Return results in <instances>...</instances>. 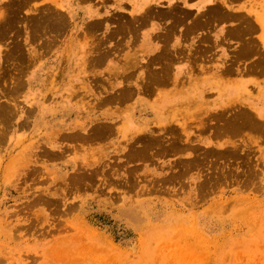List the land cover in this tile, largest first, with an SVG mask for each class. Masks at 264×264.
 Instances as JSON below:
<instances>
[{
	"label": "rangeland",
	"instance_id": "obj_1",
	"mask_svg": "<svg viewBox=\"0 0 264 264\" xmlns=\"http://www.w3.org/2000/svg\"><path fill=\"white\" fill-rule=\"evenodd\" d=\"M154 1H157L154 9L158 11H169L175 7L177 10L168 14V18L150 14L146 21L158 19L170 26L173 21H178L177 26L182 25L180 38L184 34L186 37L192 35L191 47L171 50L173 55L169 60L174 68H169L170 79L161 85L155 83L152 95L137 90L147 83L151 72H158L160 66L157 59H151L162 51L163 46L150 57L145 55L149 62H145V67L129 62L121 81L110 83V90L104 96L91 98V103L109 105L111 110H117L122 105L131 107L130 113L125 115L110 112L109 118H103L102 124L114 125L116 129H111L106 137L102 136L104 139L91 133L93 128L102 125L101 122L95 123L93 128L81 127L77 134L82 140L69 138L75 133H63L64 144H53L51 149L43 150L52 159L54 149H61L60 156L46 160L39 169L34 168L41 161L36 156L38 154L33 152L28 156L25 148L8 166L2 167L0 162V171L4 168V174H8L0 183V264H264V119L257 117L258 109L247 102L249 98L258 97L257 88L264 82V49L260 48L264 46L261 43L264 38H259L256 33L255 36L250 34L248 38L254 39L255 46L250 42L252 39H243L249 31L248 21H254V18L258 21L257 15L264 10V4L259 12L249 11L251 18L245 20L246 15L232 14L228 0H222L220 7H224L231 18L223 16L211 25L194 26V29L195 20L203 18L207 8L219 5L211 4L194 15L175 2L167 8L159 0ZM14 13L20 19L8 35L11 40L21 35L18 25H34L29 22L32 16L21 17L17 10ZM14 13L5 14L9 18ZM180 16L183 18L181 24ZM130 17L120 20L123 36L131 30L136 32L147 23L133 25L130 22L133 18ZM231 21H237L240 28L234 30L238 32L234 33L235 36L243 39L245 46L253 48L247 49L243 45L237 54L235 51L231 54V51L219 49L222 46L219 40L214 42L210 36L197 37V29H206L216 22L229 26ZM68 24L66 22L64 27ZM241 27L247 28V31L240 32ZM170 29L167 40L171 42L170 38L175 36L173 28ZM222 36L224 40H229L228 32ZM4 37L2 40L7 38ZM158 39L163 40L162 36ZM245 41L250 44H245ZM20 49L18 52L21 53ZM182 58L194 60L209 72L219 73L218 85L228 86L227 81L231 79L228 73L238 70V79H249L251 90L236 85L239 97L231 100L225 99L223 89H219L218 93L206 91L204 96H200L197 88L199 76L191 74L189 81H183L182 72L176 67L178 59L181 61ZM189 70L193 73L195 68ZM106 98L117 99L105 102ZM0 104L5 105V101L0 99ZM245 109L246 112L250 110L246 114L248 116L256 113L257 121L253 116L251 121L255 122L242 120L244 115L241 112ZM231 112L234 118H229ZM223 113H228L226 119ZM235 113L238 116L242 114L240 119L237 120L239 117ZM4 114L6 118L11 115L8 119L0 117V124L6 129L16 118L17 110L10 108L8 112L5 109ZM258 121L261 124H257ZM233 123L236 126L241 123L240 128L244 124L239 130V126ZM250 125L256 126L257 130ZM168 126H177L178 129H174L175 133L180 132L179 135H171ZM229 128L232 130L229 131ZM259 128L263 130L260 132ZM3 131H0V138H4ZM165 131L170 132H167L168 136ZM64 134H68V138ZM151 134L159 140L155 149L144 154L137 149L133 153V147L143 144L135 139L144 136L146 140V136ZM63 135L69 141L64 140ZM87 135L83 140V136ZM164 138L171 140L167 144L161 143L166 141ZM173 141L178 143L177 149L175 147L170 151L172 149L167 147V152L164 146ZM48 151L53 154H48ZM137 153L139 156L134 155ZM79 168L80 171L77 170ZM70 174L74 180L76 174H81L84 180L77 184L80 176L75 182Z\"/></svg>",
	"mask_w": 264,
	"mask_h": 264
},
{
	"label": "crops",
	"instance_id": "obj_2",
	"mask_svg": "<svg viewBox=\"0 0 264 264\" xmlns=\"http://www.w3.org/2000/svg\"><path fill=\"white\" fill-rule=\"evenodd\" d=\"M9 1L0 0V17L5 12L11 14L17 10L21 17H42L52 14V17L60 15L58 18H62L64 15L67 16L69 23L65 26L66 28H62L59 24L60 28L51 26L52 29L50 27L33 29L20 24L18 26L21 35L17 39L11 40L7 37L2 40L0 38V99L9 104L13 110L14 108L17 110V116L11 120L8 128L5 129L3 124H0V131L5 130L4 138H0V162L3 163L2 167L8 166L22 148H25L28 150V156L33 152L38 154L41 161L34 168L39 169L46 160H53L60 156L61 149L56 148L54 151L58 155L48 159L45 157L43 148L51 149L53 144L58 146L64 144L65 142L61 139L63 133L77 134L83 126L89 129L95 123H102L105 116L109 118L110 112L123 115L130 113L131 107L126 105L118 106L117 110L115 108L111 110L109 105L97 106L96 102L91 103V98L104 96V93L110 90V83L116 84L117 81H121L129 62L144 65L147 61L145 55L150 57L159 52L164 44L159 41L158 36L173 25L151 18L136 32L131 30L127 36L121 35L120 20L144 13V10L139 9L141 6L156 7L157 1L154 0H15V4L22 2L21 7L16 5L15 8L7 9L10 8L7 6ZM221 1L159 0L167 8L175 2L194 15L211 4L220 5ZM227 4L232 7L229 11L240 16L246 15L248 19L251 18L248 15L249 11L259 12L264 0H228ZM133 8L138 11H134ZM53 10L56 11L53 12ZM222 25V22H216L206 29H197V37L210 36L214 42L219 40L222 45L219 49L231 51V54L234 51L237 54L244 45L243 39H252L248 38L251 33H258L264 38V30L256 26L255 31H248L243 39H240L234 34L238 33L234 32L235 29L240 30L237 21H231L229 26ZM181 28L182 25H174L175 37L170 38L169 48L186 50L191 47L192 35L185 37L184 34L180 38ZM241 29L240 32L247 31V28L241 27ZM225 32L230 35L229 40L223 39L222 35ZM20 45L23 55L16 50L20 48ZM260 48L264 49L262 46ZM108 51L109 54L106 55ZM104 52L105 58L101 59L100 57H104ZM234 57L237 58V56ZM176 67L181 70L183 81H189L191 74L199 76L197 88L200 96H204L207 92L218 93L219 89H223L225 99H237L239 91L235 88L236 85L246 90L252 87L249 79H238V70L228 73L231 79L226 80L229 84L224 86L217 84L219 73H212L207 68H201V65L194 60L182 58L179 61L178 59ZM189 68H195V71L191 73ZM242 74L247 75L245 72ZM257 89H259L258 97L249 98L247 102L255 109L264 110V82H261ZM226 90H229V94ZM5 176L8 177V174H4V168H1L0 183Z\"/></svg>",
	"mask_w": 264,
	"mask_h": 264
},
{
	"label": "bare ground",
	"instance_id": "obj_3",
	"mask_svg": "<svg viewBox=\"0 0 264 264\" xmlns=\"http://www.w3.org/2000/svg\"><path fill=\"white\" fill-rule=\"evenodd\" d=\"M12 1V2H11ZM10 1V3H9V5H11L12 3V6H16V4H20V6H21V1H20V3H16L15 4V0H11ZM142 1V0H141ZM146 1V0H145ZM146 4V3H145ZM8 5V6H9ZM23 5V4H22ZM12 6H10L11 8H12ZM19 6V7H20ZM220 6H222V5H219V6H211V8H207L206 10H205V13H204V17L203 18H196L197 20H195L196 21V23H195V25L193 24L192 26L194 27V26H198L199 28H201L203 25L204 26H207L206 24H209L210 23V25H211V22H214V20L215 19H217V18H220V17H223V16H226L225 17V19H230L231 17L230 16H228L227 15V11H225V8L224 7H220ZM93 7H95V6H93ZM148 7V6H147ZM152 7V8H151ZM151 7H148V10L146 11V7L145 6H141V7H139V9H142V10H144V13H142V15L141 16H133V17H130V18H133L132 20H130V22L133 24V25H136L137 23H144V22H147L146 21V19H148L149 17L148 16H151V15H157V18H159L158 16H160V17H166V18H168V14H170L171 12H175L176 10H177V7H175V8H173V9H169V11H158L156 8L154 9V6H151ZM224 8V9H223ZM250 8V7H249ZM10 9V8H9ZM134 9V8H133ZM159 9V8H158ZM231 9V8H230ZM258 9V8H257ZM135 10V9H134ZM156 10V11H155ZM175 10V11H174ZM226 10H229V8L228 9H226ZM56 11V10H55ZM54 10H53V12H55ZM96 11V10H95ZM5 12V11H4ZM57 12H59L58 10H57ZM6 13V12H5ZM4 13V14H5ZM50 13H52V12H50ZM232 13V12H231ZM58 14V13H57ZM151 14V15H150ZM233 14V13H232ZM54 16H55V14H53ZM1 16H2V14H1ZM57 16V15H56ZM52 17V14L50 15V14H48V16H42L43 18H39L38 16L37 17H35V16H32L31 18H29L30 20H29V22L31 21L34 25H32L31 23V27L30 28H35V29H38V28H43V27H50L51 28V26H58L59 28L62 26V28L64 27V25H65V23L67 22V16H62V18H58V17ZM35 17V18H34ZM257 19H258V21L254 18V21H252V20H250V21H248V25H249V31L250 32H252V30L253 31H255V28L256 27H258V28H262L263 30H264V10H262V11H260L259 13H258V15H257ZM235 18V17H234ZM237 18V17H236ZM19 19H20V17H18L17 16V14L16 13H14V14H12L11 15V17H7L6 16V14H5V16H2V18L0 19V38L1 39H3V36H5V37H7L8 35H9V33L11 32V29L13 30V26L19 21ZM28 19V18H27ZM135 20V21H134ZM220 20H222V19H220ZM245 20H247L246 18H245ZM96 21V20H95ZM98 21H100V20H97V22ZM182 21H183V18H181V16H180V18H179V24H181L182 23ZM28 22V23H29ZM101 22V21H100ZM103 22V21H102ZM174 22V23H173ZM172 23V25H173V27H174V25L175 26H177V24H178V21H173ZM175 22H176V24H175ZM258 24V26H256V23ZM89 23V22H88ZM92 23V22H91ZM91 23L90 24H88L89 26L91 25ZM124 23V22H123ZM59 24H61V26L59 25ZM210 25H208V26H210ZM191 26V27H192ZM256 26V27H255ZM94 27V26H93ZM172 27V28H173ZM28 28V27H27ZM53 28V27H52ZM51 28V29H52ZM61 28V29H62ZM66 28V27H65ZM87 28V27H86ZM95 28V27H94ZM171 28V27H170ZM197 28V27H196ZM207 28V27H206ZM257 28V29H258ZM45 29V28H44ZM61 29H59L61 32H62V30ZM169 28H167V31L165 32V34L163 35H161L162 36V39L163 40H161L160 42H162V41H164V42H162V43H164V46L162 47V51L157 55L156 54V57L153 59H151V61H153V60H155V59H157V61H158V64H159V69H157L158 70V72H156L155 74L154 73H150V75H149V78H148V81H147V83L146 84H143L142 85V87L140 88V90H137V91H139V92H143L144 94H147V95H152L153 94V86H154V84L156 83V84H162V83H167L168 81H169V79H170V69L169 68H171V67H173L174 68V65L170 62V57L173 55V54H170L171 53V50H172V52L174 51L173 49H171V48H169V43H170V41H168L167 39H169V30H168ZM194 29H195V27H194ZM65 30V29H64ZM165 30V29H164ZM171 30V29H170ZM259 30V29H258ZM257 30V31H258ZM262 30V31H263ZM43 31V30H42ZM41 31V32H42ZM45 31V30H44ZM48 31V30H47ZM49 31H51V30H49ZM174 31V30H173ZM28 32V31H27ZM40 32V31H39ZM55 32V31H54ZM118 34H119V32L118 31H116ZM115 32V33H116ZM178 32V31H177ZM249 32V33H250ZM36 33H38V32H36ZM47 33H49V32H47ZM51 33V32H50ZM176 33V32H175ZM260 33H261V31H260ZM40 34V33H39ZM42 34H45L46 35V33H42ZM53 35H54V33H52ZM252 34V33H251ZM37 35V34H36ZM51 35V34H50ZM49 35V36H50ZM115 35V34H114ZM250 35V34H249ZM254 35H255V32H254ZM259 35V36H258ZM44 36V35H43ZM48 36V37H49ZM161 36H159V37H161ZM257 36L260 38V34H258L257 33ZM4 37V38H5ZM9 37V36H8ZM46 37V36H45ZM59 37H60V35H59ZM182 37V36H181ZM186 37V36H185ZM254 37V36H253ZM50 38V37H49ZM53 39V38H52ZM56 39V38H55ZM161 39V38H160ZM256 39V38H255ZM260 40V39H259ZM258 40V41H259ZM48 41V40H47ZM247 41V40H246ZM245 41V42H246ZM262 42V44L264 45V39H262L261 40ZM252 44H253V42L252 41H250ZM250 42H246L245 44H250ZM51 43H53V42H51ZM260 43V44H261ZM175 45V44H174ZM254 45V44H253ZM19 45H17V47H18ZM243 46V45H242ZM245 46V45H244ZM255 46V45H254ZM21 47V46H20ZM100 47V46H99ZM262 47H264V46H262ZM95 48V47H94ZM245 48H253V46H249V45H246L245 46ZM17 50V52H18V50H19V48H17L16 49ZM22 49H20V51H21ZM105 50V49H104ZM103 50V51H104ZM244 50V49H243ZM250 50V49H249ZM102 51V52H103ZM107 52V51H106ZM250 53V52H249ZM19 54H22V51H21V53L19 52ZM109 54V51H108V53L106 54V55H108ZM23 55V54H22ZM15 56V55H14ZM97 56V55H96ZM99 56V55H98ZM103 56L104 57H100L101 59L102 58H105V52H104V54H103ZM22 57V56H21ZM106 57H108V56H106ZM95 58H97V57H95ZM92 59V58H91ZM98 59H99V57H98ZM149 59V60H150ZM168 59V60H167ZM96 60V59H95ZM81 61V60H80ZM98 61V60H97ZM100 61V60H99ZM74 62V61H73ZM148 62V61H147ZM149 63V62H148ZM101 64H99V66H100ZM104 65V64H103ZM102 66V65H101ZM135 66V65H134ZM144 67H145V65H144ZM135 68V67H134ZM143 68V67H142ZM222 71V70H221ZM174 82V81H173ZM124 90V89H123ZM130 89H125L124 91H129ZM188 91V90H187ZM199 93V92H198ZM134 94V93H133ZM132 94V95H133ZM186 94V93H185ZM113 95H115L116 97L118 96L117 94H113ZM141 95V94H140ZM143 95V94H142ZM196 95V94H195ZM199 95V94H198ZM115 96H113V97H115ZM129 96V95H128ZM146 96V95H145ZM189 96V95H188ZM194 97V96H193ZM189 98V97H188ZM187 98V99H188ZM100 99V98H99ZM117 98H113V99H109V98H106L105 99V102H112L113 100H116ZM190 99V98H189ZM193 99V98H192ZM103 101V100H102ZM192 101V100H191ZM105 102H103V103H105ZM164 102V101H163ZM193 103V102H192ZM7 103H5V105H2V104H0V117L2 116V117H5L6 118V116L7 115H5V116H3V113H4V110L6 109L8 112H9V106L8 105H6ZM238 104V103H237ZM247 108V107H246ZM257 110V109H256ZM234 111V110H233ZM238 111V110H237ZM250 111V110H249ZM248 110H247V112H246V109H245V112L243 111V112H241V110L239 111V112H241L244 116L242 117L241 115L242 114H240L239 116H241V119L242 120H244L245 122H248L249 120V122H255V120H253V121H251L252 119H253V117L255 118V114L256 113H254L253 112V114L254 115H250V116H248V115H246V114H249L248 112H249ZM224 112V111H223ZM226 112V111H225ZM222 113V112H221ZM234 113V112H233ZM7 114V113H6ZM9 114V113H8ZM228 114V113H227ZM226 113H225V115H227ZM238 114V113H237ZM236 113H235V115L237 116V117H239L238 115H237ZM224 115V113H223V116H225ZM234 115V114H233ZM10 116V118H11V115H9ZM9 116L6 118V119H8L9 118ZM222 116V115H221ZM230 116H232V112H231V115H229V118H230ZM256 116L258 117H260V118H263L264 119V110L263 109H259V110H257V114H256ZM210 117V116H209ZM233 118H234V116H232ZM158 120H160V117L158 116ZM214 118V117H213ZM228 118V117H227ZM228 118V119H229ZM251 118V119H250ZM224 119H226V116L224 117ZM236 119V118H235ZM238 119H240V117L239 118H237V120ZM256 119V118H255ZM157 120V119H156ZM155 120V121H156ZM214 120V119H213ZM232 121L234 120V119H231ZM259 121H260V119H258ZM172 121V120H171ZM170 121V122H171ZM211 121H212V119H211ZM218 121V120H217ZM235 122H237L238 123V121H236V120H234ZM240 121V120H239ZM256 121H257V119H256ZM259 121L257 122V124L259 123ZM264 121V120H263ZM220 122V121H219ZM231 122V121H230ZM102 124V123H101ZM154 124H155V122H154ZM157 124V123H156ZM216 124V123H215ZM227 124H230L229 122L227 123ZM236 124V123H235ZM244 124V123H243ZM243 124H242V127H243ZM249 124V123H248ZM251 124V123H250ZM254 124V123H253ZM256 124V123H255ZM259 124H261V123H259ZM263 124V123H262ZM117 125V124H116ZM141 125V124H140ZM172 125V124H171ZM176 125V124H175ZM233 125H234V123H233ZM240 125H241V123H240ZM240 125L239 124H237V126H239V127H237L236 125H234V126H236L237 128H239V130L242 128H240ZM117 126H119V124L117 125ZM116 126V128H117V131H118V127ZM229 126V125H228ZM245 126V125H244ZM251 126V125H250ZM253 126V125H252ZM251 126V128H254L255 127V129H256V126H254V127H252ZM264 126V125H263ZM115 126L114 125H105V124H102V125H98V126H96L95 128H93V130H91V133L93 134V133H95L97 136H99L100 135V137H102V136H105L107 133H108V135H109V133H110V131H111V129H113L114 131H116V129L114 128ZM171 127V126H170ZM169 126H168V128H170ZM176 127V128H175ZM174 128L177 130L178 129V127L177 126H175ZM204 127V126H203ZM213 127H214V125H213ZM216 127V126H215ZM224 127V126H223ZM223 127H222V130H223ZM247 127V126H246ZM246 127H244V128H246ZM167 128V129H168ZM173 128V126H172V128H170V131H171V135L173 134L174 135V133H175V129ZM225 128V127H224ZM235 128V127H234ZM263 128V127H262ZM261 128V130H263ZM166 129V128H165ZM213 129V128H212ZM216 129H218V128H216ZM221 129V128H220ZM226 129V128H225ZM180 130V129H179ZM178 130V131H179ZM204 130V129H203ZM221 130V131H222ZM229 131L230 130H232V128H229L228 129ZM235 131H236V128L234 129ZM245 130V129H244ZM248 130V129H247ZM257 130V129H256ZM261 130H260V128H259V130L258 131H260L261 132ZM83 131V130H82ZM177 131V132H178ZM226 131V130H225ZM225 131H223V132H225ZM252 131V130H251ZM166 132V131H165ZM168 133H170L169 131H167ZM166 132V133H167ZM246 132V131H245ZM256 133H257V131H255ZM263 133H264V130L262 131ZM74 133V132H73ZM168 133H167V136H168ZM180 133V132H179ZM179 133H175V135H179ZM211 133V132H210ZM218 133V132H217ZM227 133V132H226ZM230 133V132H229ZM79 134V133H78ZM78 134H75V135H70V139H81L82 140V138H81V135H78ZM81 134V133H80ZM89 134H90V130H89ZM94 134V135H95ZM136 134V133H135ZM137 134H139V133H137ZM165 134V133H164ZM231 134V133H230ZM237 134V133H236ZM245 134V133H244ZM249 134V133H248ZM259 134V133H258ZM65 135V134H64ZM63 135V136H64ZM68 135V134H67ZM67 135H65L66 137H67ZM170 135V136H171ZM219 135V134H218ZM221 135V134H220ZM228 135V134H227ZM227 135H226V137H227ZM234 135V134H233ZM62 136V137H63ZM64 136V140H65V137ZM69 136V135H68ZM107 136V135H106ZM105 136V137H106ZM163 136V135H162ZM161 136V137H162ZM176 136V137H177ZM230 136V135H229ZM235 136V135H234ZM238 136L239 135H237V138H238ZM243 136V135H242ZM86 137H88V135L87 136H83V140H85V138ZM96 137V136H95ZM95 137H94V139H95ZM100 137L98 138V139H100ZM144 137V136H143ZM142 136L141 137H139L138 136V138H137V136H136V138L137 139H135L137 142H139V140L141 141V142H143V144H142V146H138V147H133V150H134V152L133 153H135V152H137V151H140L141 152V154H144L143 152H145V151H148V150H152V148H154L155 146H157V144H158V142H159V140L157 139V137H153L152 136V134H151V136H146V140H144V138H143ZM172 137V136H171ZM219 137V136H218ZM217 137V138H218ZM224 137H225V135H224ZM236 137V136H235ZM261 137V136H260ZM68 138V137H67ZM66 138V139H67ZM89 138H91L90 136H89ZM103 138V137H102ZM159 138V137H158ZM173 139H175V137H172ZM222 138V137H221ZM262 138V137H261ZM62 139V138H61ZM93 139V138H92ZM104 139V138H103ZM160 139V138H159ZM163 139V138H162ZM165 139V138H164ZM172 139V140H173ZM178 139V138H177ZM180 139V138H179ZM178 139V140H179ZM223 139V138H222ZM63 140V139H62ZM68 140V139H67ZM88 140V139H87ZM102 140V139H101ZM134 140V139H133ZM134 140V141H135ZM143 140V141H142ZM166 140V139H165ZM168 140L169 139H167L165 142H162L161 141V143H168ZM170 140H171V138H170ZM170 140H169V142H170ZM233 140V139H232ZM69 141V140H68ZM263 141H264V139H263ZM137 142H135L136 144H137ZM140 142V143H141ZM228 142V141H227ZM234 142V141H233ZM159 144V146L161 145V147H162V144ZM180 143H181V141H180ZM235 143V142H234ZM132 144H134V143H132ZM131 144V145H132ZM135 144V145H136ZM178 144V143H177ZM177 144H176V142H174L173 141V143L171 142V143H169V146H164V147H166L165 148V150L167 149V147H168V149L170 148V149H172V150H170V151H173V148H175L176 146H177ZM227 144V143H226ZM230 144H232V142L230 143ZM134 145V146H135ZM127 146V145H126ZM158 146V147H159ZM180 145H178V147H179ZM181 146H183L182 144H181ZM187 146V145H186ZM130 147V146H129ZM157 147V148H158ZM164 147H163V149H164ZM185 147V146H184ZM228 147L229 146H227V148L226 149H228ZM236 147V146H235ZM135 148V149H134ZM156 148V149H157ZM180 148V147H179ZM185 148H187V147H185ZM212 148V147H211ZM231 148V147H230ZM233 148V147H232ZM231 148V149H232ZM137 149H139V150H137ZM155 149V148H154ZM153 149V150H154ZM176 149H177V147H176ZM181 149V148H180ZM179 149V150H180ZM209 149V148H208ZM230 149V150H231ZM43 150H44V148H43ZM47 150V149H46ZM46 150H44L45 152H46ZM49 150V149H48ZM137 150V151H136ZM158 150V149H157ZM175 150V149H174ZM217 150V149H216ZM236 150H238V149H236ZM43 151V152H44ZM67 151V150H66ZM129 151V150H128ZM132 151V150H131ZM164 151V150H163ZM167 152H168V150H166ZM181 151V150H180ZM209 151H210V149H209ZM208 151V152H209ZM213 151H215V149L213 150ZM221 151V150H220ZM219 151V152H220ZM235 151V150H234ZM45 152H44V154H45ZM49 152H51V151H48V154H49ZM175 152H176V150H175ZM52 153V152H51ZM50 153V154H51ZM71 153V152H70ZM160 153V152H159ZM162 153V152H161ZM173 153V152H172ZM237 153V152H236ZM239 153H240V151H239ZM238 153V154H239ZM53 154V153H52ZM55 155H56V153H54ZM163 154V153H162ZM168 154V153H167ZM223 154H224V152H223ZM223 154H221V155H223ZM244 154H245V152H244ZM244 154H243V156H244ZM46 155V157H48L47 156V153L45 154ZM135 156H137L138 155V153L137 154H134ZM37 156V155H36ZM52 156V155H51ZM139 156V155H138ZM143 156V155H142ZM53 157V156H52ZM51 157V158H52ZM130 157V156H129ZM132 157V156H131ZM222 157V156H221ZM229 157V156H228ZM231 157V156H230ZM49 159H50V156L48 157ZM134 158V157H133ZM198 158V157H197ZM200 158V157H199ZM223 158V157H222ZM246 158V157H245ZM223 159H226V158H223ZM241 159V158H240ZM190 160V159H189ZM193 160H195V159H193ZM229 160V159H228ZM231 160V159H230ZM197 161V160H196ZM227 161V160H226ZM193 162V161H192ZM195 162V161H194ZM189 164V163H188ZM194 164V163H193ZM78 165H80V164H78ZM188 166V165H187ZM190 166V165H189ZM198 166V165H197ZM196 166V167H197ZM215 167H216V165H214ZM201 167V166H200ZM189 168V167H188ZM193 168V167H192ZM191 168V169H192ZM83 169V168H82ZM81 169V170H82ZM195 169V168H194ZM193 169V170H194ZM197 169V168H196ZM199 169V168H198ZM77 170H79L80 171V168L79 169H77ZM187 170V169H186ZM230 170H232L231 168H230ZM82 171H84V169L82 170ZM188 171H190V170H188ZM219 172V171H218ZM79 173V172H78ZM185 173V172H184ZM186 174V173H185ZM230 174V173H229ZM248 174V173H247ZM71 175V174H70ZM83 176H84V173L82 174ZM82 175L80 174H76V178L77 179H79L80 178V180L77 182V181H75L76 180V178H75V180H74V176H72L71 175V178H73L72 180H74L75 182H77V184L81 181V177H82ZM227 175V174H226ZM80 176V177H79ZM79 177V178H78ZM174 177V176H173ZM7 178V177H6ZM69 179H70V177H68ZM84 178V177H83ZM7 180V179H6ZM82 180H84V179H82ZM6 182H8V181H6ZM72 182V181H71ZM74 182V183H75ZM135 248V247H134ZM135 250V249H134Z\"/></svg>",
	"mask_w": 264,
	"mask_h": 264
}]
</instances>
